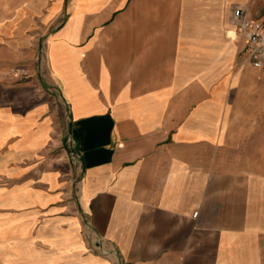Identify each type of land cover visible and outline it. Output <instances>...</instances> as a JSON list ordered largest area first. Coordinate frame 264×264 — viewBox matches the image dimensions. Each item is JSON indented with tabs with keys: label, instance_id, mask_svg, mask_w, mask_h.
Here are the masks:
<instances>
[{
	"label": "crops",
	"instance_id": "0c3cea01",
	"mask_svg": "<svg viewBox=\"0 0 264 264\" xmlns=\"http://www.w3.org/2000/svg\"><path fill=\"white\" fill-rule=\"evenodd\" d=\"M81 7L0 0V88L35 91L0 102V204L78 235L82 264H264V71L229 36L264 0ZM39 14L46 63L12 84Z\"/></svg>",
	"mask_w": 264,
	"mask_h": 264
},
{
	"label": "rangeland",
	"instance_id": "374dc122",
	"mask_svg": "<svg viewBox=\"0 0 264 264\" xmlns=\"http://www.w3.org/2000/svg\"><path fill=\"white\" fill-rule=\"evenodd\" d=\"M44 18L45 17L42 14H39L38 18H36L32 24L31 34L32 38L34 39V42L32 44L29 43L28 45H24V47H22V50L19 49V55L22 56L23 60H20L21 62L19 61V63H17L16 65L10 66V76H12L13 78L14 76H17V79L13 80L12 84L20 83L23 79L29 78L28 68L31 67V63H33V67H35V70H37V68H41V65H44L46 63L47 43L46 36H44V34L47 30V25L44 22ZM4 34V29L0 28V48H5L7 45L10 44L12 45L11 42L5 41L9 39L10 36H4ZM32 50L34 57L31 59L28 56L29 53H32ZM242 54L243 52L239 54V57H241ZM36 56L37 60L35 59ZM20 76L21 79L18 78ZM33 77L36 78L35 75H33ZM38 78L39 80H37V82L40 84L42 77L38 76ZM34 92L33 89L6 90L0 88V102L10 99L17 102L16 104L19 105L18 109L24 110L32 104V101H34L31 96V94ZM27 211H32L33 217H30ZM38 211L34 208L32 209V207L30 206L6 207L3 204H0V223L3 224L12 222V224L15 226H26L28 229L25 238L28 239L30 251L48 258V264H68L72 257L70 258L63 253H55L47 247L48 243L44 240L47 237L45 236V234H41V230L44 228V226L50 224L52 220L50 217L46 216V214H44L41 210ZM18 244L22 245L25 243ZM22 248L24 249L25 246H23ZM10 257H12V253L7 251L0 245V264H13L10 260Z\"/></svg>",
	"mask_w": 264,
	"mask_h": 264
},
{
	"label": "bare ground",
	"instance_id": "6f19581e",
	"mask_svg": "<svg viewBox=\"0 0 264 264\" xmlns=\"http://www.w3.org/2000/svg\"><path fill=\"white\" fill-rule=\"evenodd\" d=\"M85 0H73V5L75 6V12L81 9V4ZM230 39L233 41L235 37V31L232 29L229 32ZM50 41V40H49ZM51 48L50 56L54 62V44L49 42ZM8 205H19L16 203H8ZM15 224V223H14ZM26 226H15L12 222L0 223V245L7 251L12 253L10 260L13 264H48L49 259L34 253L29 250L28 239L25 238L27 235ZM47 247L55 253H63L68 257H73L77 264H82L83 258L80 253L83 251V247L78 243V235L72 236L70 231L62 229L60 226L53 225L50 226V233L47 238ZM25 243V244H18ZM25 246L23 249L22 247ZM76 250V251H73ZM79 250V251H78ZM18 261H17V259Z\"/></svg>",
	"mask_w": 264,
	"mask_h": 264
},
{
	"label": "built area",
	"instance_id": "2783aa9c",
	"mask_svg": "<svg viewBox=\"0 0 264 264\" xmlns=\"http://www.w3.org/2000/svg\"><path fill=\"white\" fill-rule=\"evenodd\" d=\"M231 22L235 37L244 40L248 61L264 71V20L251 19L242 9L236 8L232 11ZM101 253L107 254V251L101 250Z\"/></svg>",
	"mask_w": 264,
	"mask_h": 264
}]
</instances>
